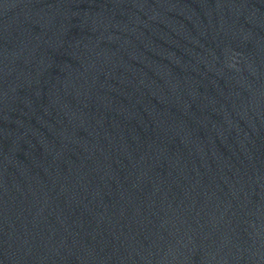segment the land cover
Here are the masks:
<instances>
[{
    "label": "water",
    "instance_id": "water-1",
    "mask_svg": "<svg viewBox=\"0 0 264 264\" xmlns=\"http://www.w3.org/2000/svg\"><path fill=\"white\" fill-rule=\"evenodd\" d=\"M0 264H264V0H0Z\"/></svg>",
    "mask_w": 264,
    "mask_h": 264
}]
</instances>
